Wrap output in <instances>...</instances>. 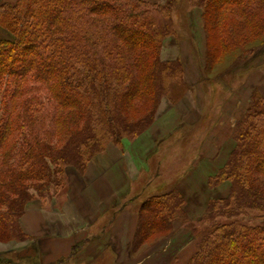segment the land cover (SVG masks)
Segmentation results:
<instances>
[{"label": "trees", "instance_id": "16d2710c", "mask_svg": "<svg viewBox=\"0 0 264 264\" xmlns=\"http://www.w3.org/2000/svg\"><path fill=\"white\" fill-rule=\"evenodd\" d=\"M200 2L215 57L264 34V0ZM150 6L147 0H0V30L12 36L0 38V242L29 241L0 253V264H42L20 224L27 205L55 204L68 168L83 174L109 143L138 137L162 98L183 82L181 65L161 59L162 30ZM251 105L235 133L236 148L209 179L211 187L228 181L230 192L208 202L209 233L184 264H264V97L255 94ZM149 184L141 188L157 192L138 208L136 251L186 217L178 189ZM131 195L120 207L135 203Z\"/></svg>", "mask_w": 264, "mask_h": 264}, {"label": "crops", "instance_id": "0c3cea01", "mask_svg": "<svg viewBox=\"0 0 264 264\" xmlns=\"http://www.w3.org/2000/svg\"><path fill=\"white\" fill-rule=\"evenodd\" d=\"M190 74L188 72V77ZM201 87L204 90L207 86L202 84ZM195 88L199 91L198 85ZM190 98L191 102L183 100L172 108L164 120L155 122L135 141L127 142L124 155L112 160L108 165L102 163L100 158L99 163H93L92 170L99 169L97 176L87 179L86 175L75 171L69 182L67 199L62 206L46 208L36 202L28 206L22 216V225L31 241L37 245L42 264H150L153 256L159 257L163 250L157 249L162 245L161 241L151 246H143L138 250L141 255L133 253L138 215L127 211L132 203L120 207L127 196L132 194L134 184L141 180L140 187L151 181L152 184L159 181L162 189L174 188L182 193L186 202V217L183 219L188 222L182 228L181 222L177 220L179 224L175 225L170 238L178 240L182 233L185 234L180 238L189 233V238L193 239L191 221L197 222L204 216L211 198L229 194V182H223L213 188L209 185V179L224 165L234 145L228 141L226 146H217L213 140L214 128H211L201 136L205 141L199 148L197 160L178 182L171 185V181L158 178V174H161V167L159 170L157 168L160 143L169 150L174 143L172 140H189L198 132L194 129L193 133L192 127L188 125L208 127L212 117L214 120L218 119L216 115L220 117L219 108L216 113L211 111L212 114H207L206 107L203 111L198 109L199 112H196L194 107L197 101ZM190 110L196 114H191ZM222 112L225 115L223 110ZM219 123L217 122V125ZM183 125L185 127L180 131ZM194 157H197V154ZM138 186L139 184L135 187ZM156 192L153 189V193ZM8 250L1 248L0 253L16 248ZM148 251L153 252L149 254Z\"/></svg>", "mask_w": 264, "mask_h": 264}, {"label": "rangeland", "instance_id": "374dc122", "mask_svg": "<svg viewBox=\"0 0 264 264\" xmlns=\"http://www.w3.org/2000/svg\"><path fill=\"white\" fill-rule=\"evenodd\" d=\"M147 2L151 3L150 12L156 26L162 30L161 59L164 61L176 60L181 65V71H183V82L173 85L170 96L162 98L158 103L152 125L157 121L164 120L167 114L172 111V108L178 106L183 100L187 99V101H190V97H192L194 101H197L196 107H194L196 112H199L198 109L203 111L206 107L205 111L207 114H212L211 111L216 113L219 108L218 113L220 115V117L216 115V117H218L216 120L212 117L208 127H202L201 125L196 126L194 124L188 125L192 127L193 133L194 129L198 132L192 135L189 140H172L174 143L170 146V151L167 146L164 147L160 143V149L157 152V168L159 170L161 167V174H158V178L162 177L163 181H171V185H173L188 172L193 163L197 160L199 148L205 141V138L201 139V136L209 132L211 128H214L213 140L218 144L217 146L222 144L226 146L228 141H230L231 145H234L226 162L229 160L237 144L235 133L246 113L251 109L254 95L259 94L264 97V34L256 38L254 42L250 43L247 47L239 46L233 51L223 53V56L220 58L215 57V42L211 40L210 25L209 28L205 26L204 9L200 0H147ZM162 5H167V7L162 8ZM0 38L12 39V36L6 31L0 30ZM188 72L191 73L189 77ZM193 84H195V86H193ZM202 84L207 86L205 87L206 89L203 90L201 87ZM237 84H239L238 88H236ZM196 85H198L199 91L195 88ZM222 110L225 115H223ZM195 111L190 110L189 112L191 114H196ZM217 122L220 123L217 125ZM183 127H185V125L179 130L181 131ZM143 133L136 138L125 137L122 140V145H118L115 142L109 143L106 151L98 154L93 159L83 175H86L87 179H92L97 176L99 174V169L92 170L91 165L93 163H99L98 160L100 158L102 163L108 165L112 160H115L122 154L124 155L127 142L135 141ZM213 140H211L212 143ZM208 145H210V142ZM196 154L197 157H194ZM75 171L80 173L75 167L67 169L65 188L63 192L56 196L55 204L51 203L49 200L41 202L39 199H34L27 205L26 209L30 204L35 202L40 203L42 207L46 208L62 206L67 199V193L70 188L69 182L72 180ZM141 182L142 180L134 184L130 198L134 199L133 202L135 203H132L127 208V211L133 214L136 213L137 215L138 208L145 199L144 197L148 195L149 192H153V190L149 191V189L147 191L143 190L140 187ZM222 183L213 185L212 187L217 188V186ZM138 184L139 186L135 187ZM153 194L154 193H152V195ZM220 197L225 196H216L213 198ZM252 217H254V215H250L249 218L252 219ZM177 220L181 222L182 228L185 227L184 224L188 222L187 219L183 218ZM177 220L174 221L173 229L168 235L156 237L148 243L151 246L161 241L162 245L158 246L157 249H163L159 257H157V255L152 257L150 264L186 263L197 251L201 239L209 233L208 230L211 222L202 217L197 222L191 221L192 226L190 229L195 233V239H190L189 233L183 238H180V236L182 237L185 234L181 232L182 235L178 236V240L172 238V241L170 234L174 232L175 225L179 224ZM250 222L253 223L255 221ZM20 224L22 230L28 235L23 228L22 217L20 219ZM179 239H181V242ZM4 244V246L0 244V249L6 248L12 250L14 247L16 250H20L25 248V246L27 247L29 241ZM153 250L155 251V249ZM152 252L153 251H148L149 254ZM133 253L141 255L140 252L136 250H133ZM2 256L4 259H8V257L15 258L14 254H3Z\"/></svg>", "mask_w": 264, "mask_h": 264}]
</instances>
